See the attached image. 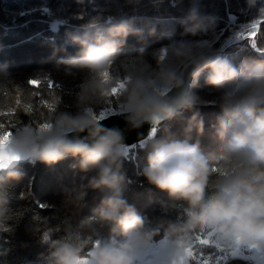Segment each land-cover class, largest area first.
Here are the masks:
<instances>
[{
    "label": "clouds",
    "instance_id": "obj_1",
    "mask_svg": "<svg viewBox=\"0 0 264 264\" xmlns=\"http://www.w3.org/2000/svg\"><path fill=\"white\" fill-rule=\"evenodd\" d=\"M141 3L125 0L129 14L116 11L78 27H65V41L78 51L58 59L51 73L78 81L71 107L50 114L46 121L51 126L46 130L19 126L8 130L11 134L0 142V148L18 157L5 159L0 167V225L8 218L11 185L23 179L20 165L24 163L51 167L69 157L75 161L73 172L83 173L88 181L62 190L64 207H85L89 190L100 194L91 214L76 225H65L62 236H55L52 227L41 235L46 247L43 264H83L85 260L88 264H140L141 254L162 244L164 254L174 258L190 249L194 232L211 231L220 240L240 246H264V56L246 50L238 65L223 58L213 43L220 18L205 11L201 0H190L176 18L183 30L180 39L151 51L141 48L133 55L126 51L128 38L153 37L160 24L159 17L137 12ZM157 3L163 6L165 0ZM182 5L183 0H172L173 7ZM245 5L259 11L264 0H245ZM77 19H83V14ZM53 22L58 27L65 24L61 19ZM204 43L212 46L201 47ZM63 51L54 47L53 57ZM105 73L110 76L106 78ZM8 79L7 66L0 67V81ZM202 79L212 102L195 91ZM118 80L126 81L118 97L124 129L92 118ZM186 82H190L187 88ZM209 105L218 107L221 115L210 126L215 153L206 154L199 142L205 134L200 109ZM185 112L191 115L183 138L172 134L157 138L150 132L139 140L147 162L138 176L149 189L165 194L170 204L183 206L182 219L167 218L164 213L153 220L141 215L124 194L125 163L136 147L125 143V132L145 124L154 126V122L168 125ZM219 160L234 166L218 177L209 194V179ZM161 209L164 212L163 204ZM98 228L107 229L108 236L96 238Z\"/></svg>",
    "mask_w": 264,
    "mask_h": 264
},
{
    "label": "trees",
    "instance_id": "obj_2",
    "mask_svg": "<svg viewBox=\"0 0 264 264\" xmlns=\"http://www.w3.org/2000/svg\"><path fill=\"white\" fill-rule=\"evenodd\" d=\"M190 0H183L182 8L172 6V0H165L159 6L157 0H142L137 9L140 15L159 17L160 24L156 35L141 41L137 37H129L126 51L133 55L141 48L149 51L159 49L172 40L180 39L181 32L176 18L188 7ZM205 11L213 13L220 18L217 34L228 24V15L232 14L238 24H247L256 20H264V12L257 9H247L245 0H201ZM118 11L121 15L129 14L131 9L125 7V0H0V67L7 66L11 79L0 81V111L9 115L0 116V123L5 130H12V125H21L25 121L38 118L40 109L46 110V115L53 112L44 107L43 101L56 103V111L68 110L72 103L78 81L65 79L57 73H51L56 61L62 56L75 55L76 47L68 44L63 36L65 27L87 24L97 15L108 16ZM83 19H77L79 14ZM61 19L64 26L58 27L53 21ZM53 25H56L55 29ZM258 46L264 47V24L260 25L256 36ZM63 48L53 57V48ZM252 51L248 41H241L227 47L220 53L223 58L229 59L238 65L247 51ZM51 73V74H48ZM30 79H39L38 87L27 83ZM47 79L55 85L49 89ZM197 93L212 102V94L202 79L200 86L195 89ZM19 101V103H17ZM32 105V113L26 110ZM105 104L97 109L98 113ZM205 123V134L199 138L201 149L206 153H215V142L211 138V124L221 115L218 107L206 106L200 109ZM190 113L178 114L177 119L157 127L156 137L166 134L183 138V130ZM48 117V116H45ZM40 121V122H41ZM197 139L195 133L192 142ZM130 150L125 163L128 184L125 196L128 202L144 216L153 220L161 218L164 213L167 218L182 219L183 206L170 204L165 194L152 191L138 176V172L146 165L147 153L140 149L139 143ZM218 155V154H217ZM75 161L69 157L55 166L37 164L35 167L24 163L20 165L23 179L11 185V205L8 218L0 225V264H43V254L46 247L41 244V235L49 228H54L55 236H62L63 228L69 222L76 225L84 216L91 214L98 206L99 192L89 190L83 206H62V190L81 184H87L88 176L83 173H74L72 165ZM234 165L231 162L219 160L209 179L208 193L214 191L218 177L222 172L230 170ZM152 194L149 195V192ZM163 204L164 212H162ZM200 232L191 235V246ZM206 234V233H203ZM107 229L97 230V237H107ZM163 236V230L161 231ZM55 238V237H54ZM159 240L160 237H157ZM199 249L205 254L213 251L208 246L196 245L194 251ZM199 251L197 254L199 255ZM195 264V261H190ZM228 264H249L242 259H229Z\"/></svg>",
    "mask_w": 264,
    "mask_h": 264
},
{
    "label": "snow or ice",
    "instance_id": "obj_3",
    "mask_svg": "<svg viewBox=\"0 0 264 264\" xmlns=\"http://www.w3.org/2000/svg\"><path fill=\"white\" fill-rule=\"evenodd\" d=\"M264 12V9H261ZM264 24V20H256L252 23L241 24L239 26V30L234 31L232 36L224 40L220 47H224L228 44H231L235 41H248L250 44L251 49L255 50L259 55L264 56V47L258 46L256 36L259 32L260 25ZM56 25H53L55 29ZM220 39L219 34L217 35V40ZM213 43H216L214 41ZM201 47H211V44L204 43L200 45ZM163 58V55L160 57ZM109 73H105V77H109ZM29 85L38 87L41 83L39 79H30L27 81ZM126 81L118 80L116 86L112 89L109 99L105 102V106L103 110H100L98 113H92V118L97 121H103L108 117H113L120 115L119 110H114L111 105L114 103H118V97L121 92V89L125 87ZM47 86L49 89L54 87H59V85H55L51 79H47ZM112 98H116L114 101ZM19 103V101H17ZM56 103H50L47 100L43 101L44 107H46L49 112L56 111ZM26 110L31 112L32 105H27ZM9 115L7 112L0 111V116ZM156 123L154 122V126L152 128L151 134L153 136L156 135L157 128L155 127ZM50 123L48 121H44L43 123H36L35 128L41 131L50 128ZM13 128H17L15 124L12 125ZM33 125L29 123L27 128H32ZM27 128L25 130H27ZM10 131L5 130V125L0 123V142L3 141L5 136L10 135ZM147 141H144L146 143ZM143 144L139 145L142 147ZM127 152V149L125 150ZM5 159H18V157H13L11 154L6 153L3 148H0V167L3 166V162ZM214 172L219 171L218 169H213ZM226 174V172L221 173ZM200 246H208L209 248L213 249L212 252L205 254L203 251H199L196 248V245ZM164 247L165 245L153 246V248L148 252L141 254L140 256V264H190V261H195V264H228L229 259H242L244 261H251L253 264H264V246H240L236 242H225L220 240L216 237L214 232H209L207 234L201 233L197 235L195 238V243L185 251L184 253L180 254L178 257H168L164 254ZM199 251V255L197 254ZM83 264H88L87 260L83 262Z\"/></svg>",
    "mask_w": 264,
    "mask_h": 264
},
{
    "label": "rangeland",
    "instance_id": "obj_4",
    "mask_svg": "<svg viewBox=\"0 0 264 264\" xmlns=\"http://www.w3.org/2000/svg\"><path fill=\"white\" fill-rule=\"evenodd\" d=\"M241 24H238V23H236V21H235V17L232 15V14H229L228 15V24H227V26L223 29V31H221V33L219 34V36H220V39L219 40H217V36H216V43H215V48L217 49V51H218V53L220 54L222 51H224L227 47H229V46H231V45H233V44H236V43H240L241 41H235V42H233V43H231V44H228V45H226V46H224V47H220V45H221V43L224 41V40H227V39H229L231 36H232V34H233V32L234 31H237V30H239V26H240ZM218 35V34H217ZM114 101L116 100V98H112ZM105 106V105H104ZM101 107V106H100ZM100 107L98 108V109H100ZM111 107H113L114 108V110H117L118 111V109H119V103H114L113 105H111ZM101 110H103V108H101ZM46 113H47V111L46 110H43V109H40V112H39V115H41V117H43L42 118V121L41 120H39L38 118H33V119H31V121H25V122H23L21 125H18L17 127H19V126H27L29 123H31L33 126H35V124L36 123H43L45 120H46V118L47 117H45V116H49V114L48 115H46ZM29 114H31V115H33V113L32 112H30ZM41 121V122H40ZM249 262V264H253V262H251V261H248Z\"/></svg>",
    "mask_w": 264,
    "mask_h": 264
},
{
    "label": "water",
    "instance_id": "obj_5",
    "mask_svg": "<svg viewBox=\"0 0 264 264\" xmlns=\"http://www.w3.org/2000/svg\"><path fill=\"white\" fill-rule=\"evenodd\" d=\"M188 83L190 82H186V88H187ZM101 122L108 127L119 126L121 129L125 128L124 121L120 117V115L108 117L107 119ZM159 126L160 125H155L156 128ZM152 128L153 126L149 124H145L139 130L126 131L125 132V143L129 146H133L139 143L140 139H146L149 136L150 132L152 131Z\"/></svg>",
    "mask_w": 264,
    "mask_h": 264
}]
</instances>
